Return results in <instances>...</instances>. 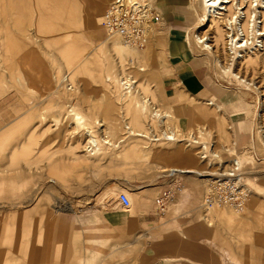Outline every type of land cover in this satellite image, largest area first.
<instances>
[{
  "label": "rangeland",
  "instance_id": "1",
  "mask_svg": "<svg viewBox=\"0 0 264 264\" xmlns=\"http://www.w3.org/2000/svg\"><path fill=\"white\" fill-rule=\"evenodd\" d=\"M145 1L158 8L157 0ZM177 1L183 4L190 17L188 18L191 23L184 31L185 41L192 54L199 57L204 71L214 81L213 91H217L220 95V99H218L220 105L223 104L230 109V111L225 110L222 106L225 115L230 117V112L234 111V116H237V119L241 120L244 117L250 124L251 136L248 145L244 146V154L249 155L252 162L243 163L244 175L242 177L245 178L247 184L254 182L264 187V145L259 139L262 129L264 131V128L261 129L260 120V115L264 112V66L262 63L258 64L253 70H246L243 65L235 67V72L244 76L247 81L252 80L258 90L246 88L234 82L230 75L224 74L222 69L214 63L213 55L210 52L202 51L196 45L194 34L206 32L210 25H205L206 23L201 17V3L198 0H194L195 3L193 0ZM24 3H34L35 12H31L33 21L30 23L21 22L20 29L37 31L39 36L34 42H28L26 48H21L18 43L4 44L7 51L0 60L2 62L0 65V88H3L5 92L0 97V255L1 257H10L1 260L0 264H81L82 260L93 261V264H100V262L102 264H127L129 258H131L130 264H134L133 253L128 256L127 253H122L118 256V253L107 255L106 251L95 250L96 247H106L103 242L107 238L104 231L100 230L99 219L92 225L81 226L72 222L71 217H68L71 222L66 223L65 228L54 232L53 238L56 237L59 241L56 242V246L54 245L53 251L43 255L44 258L42 256L33 261L20 259V255L24 253L21 249L25 246L43 241L46 243L38 233L45 232L57 218L53 208L54 198H63L64 204H69L74 211L80 213V217L94 214L98 216L102 211L119 207L116 203L119 193L127 195L131 202V211H144L151 208L155 210L154 200L163 191L169 189L171 184L178 183L182 190L169 207V213L165 217L157 215L163 221L160 226L161 230L167 223L177 220H171V218L176 215V209L179 208L181 202L186 203L187 209L194 208L199 219L201 217L199 210L203 209L200 206L204 195V184L199 181L202 177H195V173L204 172L201 164L198 165L196 159L197 166L189 170L192 173H179V171H183V167L177 164L172 154V151L179 146L194 156L195 150L189 151V148H185L179 142H151L145 138L142 139V142L156 152V155L164 163L163 166H160L162 168L138 173L126 171L124 167L118 165H103L95 174L85 169L77 170L76 172L82 176L79 183L72 181L70 185L64 187L59 182L55 184L51 182L56 179L55 173L75 172L72 170L69 151L72 147H76L74 152L83 155L81 147L90 139L84 135L86 130L79 132L74 130L76 123L72 114L77 113L86 117L87 127H95L97 123L100 124L104 121V127H99L104 130L108 126V120H115L114 125L118 127L122 125L119 121L123 115L125 116L126 105L120 99V90L112 87L111 82L106 79V71L109 69L108 74L111 73L110 65H114L115 62L106 47L109 36L101 29V25H99L101 33H96L94 36L89 23L85 24L84 29H81L83 24L78 26V24L72 23L67 25V30H70V33L60 36L55 31L56 24L52 7L55 4L59 7L64 5V10H66L65 1L25 0ZM106 6L107 1L101 14ZM193 7L196 8L198 16L196 19H192ZM77 10L80 16H84L87 10L86 4H78ZM49 13L51 15L50 22L46 18V14L49 15ZM67 15L68 10L65 12L63 25H65L64 21ZM203 24L204 27H201ZM218 30L221 37L216 41L215 50L224 64H227L230 61L228 51L225 49V39L222 38L223 26L218 24ZM206 35L214 36L209 32ZM65 46L71 48L72 51L70 49L64 51ZM143 52L144 60L139 65L144 68V72L141 74L147 75V78L144 79L143 76L141 81L146 84V82L150 83L148 79H152L154 82L150 85L152 90H156V101L154 104L152 103V109L159 108L168 113L173 111L175 119H172L170 126L175 125L176 131L181 132L182 135L186 136L204 128L207 130L205 140L214 139L218 145L232 149L230 139L224 133V129H227V120L224 115L222 119H220V115L205 120L202 119V116H198L196 119L190 118L191 106L188 100L192 95L181 90L173 91L169 87V74L166 70L170 66L162 46L159 49H154L149 43ZM65 53L68 57L71 56L67 60L71 63L72 57L78 58L89 54L86 69L90 75L89 80L93 82L91 85L67 82L66 85L70 92L57 89L62 75L68 73L72 67L70 62L64 60ZM13 72L20 73L18 76L22 75V86L15 83V77L13 74L10 75ZM136 72L134 71V74ZM49 73H52L53 76L47 81L46 75ZM139 75L140 73L138 74L140 78ZM64 77L67 78L68 75L65 74ZM123 78L133 80L130 75ZM148 89L150 90L149 87L146 90ZM194 99L203 105L206 101H212L214 98L207 94L202 100ZM107 101L109 106H107ZM107 112L111 117L107 116ZM128 118L129 116H125V119L128 120ZM219 119L222 120V123H219ZM149 123L150 121L148 125ZM189 123L191 125L185 127ZM159 128V123L155 122L154 131L157 132ZM91 130L93 129L91 128ZM104 138L97 136L96 139L106 148L104 142L107 140ZM121 146L114 150L105 149L104 153L108 156H115L121 150ZM234 153L237 155L235 151ZM14 157L18 163L10 161ZM171 169L177 170L178 173ZM164 170L167 172L162 173ZM157 187H162L159 193L154 190ZM35 188L40 190L37 191L34 202L21 201L30 196ZM248 190L251 192L250 188ZM151 192L153 194H150ZM188 192L189 194L197 193V198L195 197L197 201L192 196L188 197ZM249 192L246 205L251 197ZM13 201H17L15 207L10 206ZM183 220L177 222L181 223ZM97 224L99 226L96 227ZM207 229L211 235L209 243L218 249L215 255L216 264H264V235L261 231L256 229L259 234L250 232L243 236L245 245L242 246V241H235L234 237H230L225 232L218 236L212 228ZM170 232L174 238L178 231H168V233ZM29 233L33 234L32 238ZM254 238H258L262 242L260 243V240H254ZM11 240H14L13 243H10ZM183 248V250L187 249L185 244ZM94 254L99 255V258L92 260ZM181 255H177V257H182V262L189 260V255L185 252ZM163 258L174 259V252L168 251L167 256Z\"/></svg>",
  "mask_w": 264,
  "mask_h": 264
},
{
  "label": "bare ground",
  "instance_id": "2",
  "mask_svg": "<svg viewBox=\"0 0 264 264\" xmlns=\"http://www.w3.org/2000/svg\"><path fill=\"white\" fill-rule=\"evenodd\" d=\"M62 1H65V4L67 6L66 10H64V5L63 7H59V5L55 3H53L55 4V6L52 7V11H54V21L56 24L55 31L57 32V34H59L60 36L69 34L70 30H67V25L72 23L74 25L78 24V26L79 24H83L82 26L80 25L81 29H84L83 27L85 26V24L89 23L92 26V35L95 36L96 33H101L99 27V25H101L102 23L103 14L101 13L103 8L105 7V3L107 0ZM80 1L81 3H79ZM198 1L201 3L202 7L201 17L203 21H205V25H210L208 26V30L206 32L194 34L197 47L202 51L206 50L210 52L213 55L214 63L222 69V72L224 74L230 75L231 79L234 82L242 85L243 87L258 90V87L252 80L247 81L244 76L239 75V73L235 72V67L243 65L246 70H253L254 67L258 64L262 63V65L264 66V0ZM24 2L25 0H7V2L6 0H0V11L2 16V18L0 19V60L6 55L7 47L4 46V44L18 43L21 48H26L28 47V42H34L39 36L37 31L20 29L22 26L20 25L21 22L26 21V23H30L31 21H33L31 12H35L34 3L26 4ZM193 3H195L194 0ZM78 4H86L87 10L86 13L84 12V16H80L78 14ZM192 9V19H196L198 17L196 8L193 7ZM67 10L68 15L64 21L65 25H63L62 22ZM50 16V13L49 15L46 14L48 22H50ZM218 24L223 26L224 28V31H222V33H224L222 38L225 39V49L228 51L230 61L227 64H224V61L217 55V51L215 50L216 41L220 40L221 37L218 30ZM201 27H204V24ZM101 29L103 30L102 26ZM207 32H209L211 35L214 34V36L209 37V35H206ZM106 47L114 57L115 62L114 65H110L111 73L108 74L109 69H105V71L107 70L106 79L111 82L112 87H116L120 90V99L126 105L125 116H129V118L128 120L125 119V116L123 115L121 117L122 121H119L120 123H122V125L119 124L120 127L114 125V122H116L115 120H108V126L103 130L99 129V127H104V121L100 124L97 123L95 127H87L86 117L80 116L77 113L72 114V117L76 123V127L74 128V130H78L76 132H79L80 130H86L84 135H86V137H89L90 139L87 140V142L81 147V151L84 153L83 155H78L77 152H74L76 147L71 148L69 153L71 154V163L73 166L72 170H74L75 172L55 173V178L57 180H51V182L54 184L59 182V184L66 187L68 186V184L70 185L72 181L79 183L82 180V176H80V174L76 172L77 170L80 171V169H85L95 174L103 167V165H118L124 167L126 171L138 173L157 170L162 168L160 166L164 165L161 159L156 155V152L149 149V146L144 144L142 142V139H147L148 137V129L146 130V127L151 126V128H155V122L163 124L176 131L177 128L175 125L172 127L170 126L172 119H175L173 111L168 113L162 111L159 108H154L155 112L152 111V105L156 101V90H152V86L150 85L154 82L152 79H148V82L150 83L146 82V84L141 81V78L143 79V76L144 79L147 78V75L141 74L144 72V68H141L139 65L144 60L143 50L126 47L116 37H108L106 41ZM66 49H70V51H72V49L68 46L64 47V51H66ZM88 57V53L78 58L72 57L71 63L70 61H67L71 58V56L68 57L67 53H65L64 60L66 62H70L72 64V67L68 73H64L62 75L57 89L70 92L66 85L67 82H70L71 84L81 82L85 86H89L93 83L92 80H89L90 75L86 69V61ZM1 63L2 62L0 61V65ZM134 71L137 72L134 74ZM139 73L140 78L138 77ZM12 74L15 77V83L18 84V86H22V75L18 76L20 73L17 74L14 72L10 75L12 76ZM65 74L68 75L67 78L64 77ZM127 75H130L132 77L134 81H130L131 79H129L128 81L134 85L132 89H129L130 91L124 92L125 88H123L122 79H124L123 77ZM52 76V73L47 74V81H49ZM119 76H121L122 78H120ZM135 84H137V86H135ZM147 87H149L150 90H146ZM4 94L5 92L3 91V88H0V97H2ZM188 102L191 106L189 115L192 119H196L198 116H202V119L205 120L216 117L217 115H220V119H222V116L224 115L227 120V129H224V133L230 139V147L240 155V157L238 158L240 165H242L243 167V163L245 164L246 162H252V158L249 155L244 154V148L248 145L251 136L250 124L245 123L246 119L244 117L240 122L237 121V116L227 117L222 106L216 98H214L212 101H206L203 105L197 102L193 97H189ZM106 103L107 106H109V102L107 101ZM158 113L160 114L158 119L161 120L156 121L153 119L152 114L157 115ZM106 114L108 117H111L108 112ZM220 119V122H218L222 123V120ZM260 120L262 129L264 128V112L260 115ZM149 121L150 123L148 125ZM189 125H191V123L185 125V127ZM91 128L97 130L95 132H91ZM261 132L262 133H260L259 139L264 145L263 129ZM179 134H181V132H179ZM96 135L103 138L105 136L104 139L107 141L104 142V146H107L106 148L98 142V140L96 139ZM120 146L121 150L116 153L115 156H108L106 155V153H104L105 149L114 150ZM184 147L186 148L185 145ZM191 149L194 150V148H189V151ZM172 154L174 155L177 164L180 167H183V171H179V173H192V171L189 170H192L197 166L196 154L195 157L191 153L184 151L182 148H180V146L176 150L172 151ZM10 161L18 163L16 161V157H14V159ZM197 162L199 165L198 159ZM166 165H168V163H166ZM204 168L205 167L202 166V169ZM171 171H175L176 173H178L175 169H171ZM165 172L167 171L164 170L162 173ZM195 177L199 178L203 176L202 173L199 174L197 172L195 173ZM199 181L203 184L205 183L204 178L199 179ZM243 182L246 183V180H243ZM246 185L248 189L250 188L251 192L249 193H251V197L248 200L247 205L245 204L244 212L242 215L236 214L229 207H225L223 209H219L218 207H211L209 209L203 208L199 210L201 214V217H199V219L206 228H212L214 233L218 236L222 235L225 232L230 237H234L235 241H242V246L245 245L243 236H245L246 234L250 232L259 234L258 231H261V233L264 235V187H261V185H257L254 182H251L249 184L246 183ZM38 190L40 189L35 188L30 193V196L23 198L21 201L27 200V203L34 202ZM187 195L188 197L192 196V198L197 201V193L189 194L188 192ZM54 201L56 202V208H59V210L54 209L57 214V218L45 232L38 233V235L43 240H45L46 243L43 241L42 243L25 246L23 249H21V251L24 252L23 254H21L22 256L20 255L21 260L30 259V261H33L36 260V258H41L48 252L53 251L54 245L56 246V242L59 241L58 238H53V234L56 230L65 228L66 223L71 222L68 217L72 218V222H76L81 226L84 224L92 225L98 220V217L94 215H90L88 217H80V213L74 211L70 205H65L64 199L61 197L59 199L54 198L53 202ZM16 203L17 201H13L10 206L15 207ZM179 213L180 206L176 209V214ZM177 221L178 220L167 223L164 227H162L161 231H180V223H178ZM29 235L30 237L33 236L32 233H29ZM255 239L260 240L258 238H254V240ZM13 241L14 240H11L10 243H13ZM261 242L262 240H260V243ZM93 257L98 258L99 255L94 254ZM9 258L10 257L7 256L1 257L0 255V261ZM92 260H95V258H93ZM81 264H93V261L82 260ZM100 264L102 263L100 262Z\"/></svg>",
  "mask_w": 264,
  "mask_h": 264
},
{
  "label": "crops",
  "instance_id": "3",
  "mask_svg": "<svg viewBox=\"0 0 264 264\" xmlns=\"http://www.w3.org/2000/svg\"><path fill=\"white\" fill-rule=\"evenodd\" d=\"M157 2L162 23L153 27L150 43L154 49L162 46L166 54L170 66L166 70L169 74V87L173 91L186 92L198 100L204 99L207 94L220 99L218 92L213 91L214 81L204 71L199 57L192 54L185 41L184 31L191 23L185 7L177 0ZM222 106L230 111L225 105ZM234 113L230 112L231 116H234ZM245 123L249 124L248 121ZM161 189L162 187H157L154 190L159 193ZM179 205L180 213L174 215L171 220H184L174 238L172 232L160 230L163 221L153 208L131 211L117 207L102 211L98 216L94 214L100 220V230L104 231L107 238L103 242L106 247H96L95 250L106 251L107 255L118 253V256L122 253H127V256L133 253L134 264H216L215 255L218 249L209 243L210 231L198 219L194 208L187 209L185 202ZM184 244L187 248L185 250ZM168 251L174 252V259L163 258L167 256ZM184 252L189 255V260L182 262V257L177 255ZM130 263L131 258L127 264Z\"/></svg>",
  "mask_w": 264,
  "mask_h": 264
},
{
  "label": "built area",
  "instance_id": "4",
  "mask_svg": "<svg viewBox=\"0 0 264 264\" xmlns=\"http://www.w3.org/2000/svg\"><path fill=\"white\" fill-rule=\"evenodd\" d=\"M161 23L159 9L145 0H107L101 26L109 37L118 38L126 47L143 50L150 43L153 27ZM129 79H122L124 92L133 88L134 84L130 83ZM159 116V113L152 114L156 121L161 120L158 119ZM159 126L157 132L149 126V141L179 142L187 148H194L199 164L205 167L202 173L205 183L201 207H229L236 214L242 215L249 190L242 179L244 170L238 161L239 155L227 146L218 145L214 139L205 140L207 130L204 128L185 136L163 124L159 123ZM181 190L182 187L178 183H173L154 200V208L159 217H165L169 213V207ZM55 203L54 201V209L59 210ZM116 203L122 209L131 208L130 200L124 193L117 195Z\"/></svg>",
  "mask_w": 264,
  "mask_h": 264
}]
</instances>
